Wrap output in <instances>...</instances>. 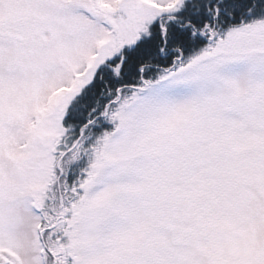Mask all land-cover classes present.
<instances>
[{
  "label": "snow or ice",
  "instance_id": "1",
  "mask_svg": "<svg viewBox=\"0 0 264 264\" xmlns=\"http://www.w3.org/2000/svg\"><path fill=\"white\" fill-rule=\"evenodd\" d=\"M0 264H264V0H0Z\"/></svg>",
  "mask_w": 264,
  "mask_h": 264
}]
</instances>
